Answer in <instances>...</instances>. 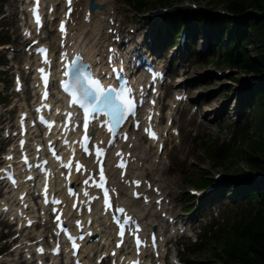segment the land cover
Returning <instances> with one entry per match:
<instances>
[{"label":"trees","instance_id":"obj_1","mask_svg":"<svg viewBox=\"0 0 264 264\" xmlns=\"http://www.w3.org/2000/svg\"><path fill=\"white\" fill-rule=\"evenodd\" d=\"M209 1L215 6L225 7L232 14L249 15V18L246 19L249 32L244 39V45L253 47L257 57L253 59L247 53L240 63V68L247 73L264 75V18L250 14L251 12L264 13V0ZM257 110L261 114V122H264V92L257 99ZM263 125L260 122L257 124L258 128ZM261 144L259 147H253L254 152L252 154L246 155L244 153L243 156L238 154L239 159H243V162L249 164L254 170L264 169V143ZM243 157L246 159L244 160ZM252 203L256 204V208L243 219L244 228L235 231L239 243L234 250L228 252L230 263L264 264V198L257 197Z\"/></svg>","mask_w":264,"mask_h":264},{"label":"rangeland","instance_id":"obj_2","mask_svg":"<svg viewBox=\"0 0 264 264\" xmlns=\"http://www.w3.org/2000/svg\"><path fill=\"white\" fill-rule=\"evenodd\" d=\"M150 1V5L153 4H157L159 3L160 0H149ZM200 2V1H199ZM202 3V2H200ZM203 3H207L210 5V1L209 0H203ZM158 5H156L155 7H157ZM151 7V6H150ZM154 8V7H152ZM151 8H149L148 10H150ZM123 11H125L127 13V11L122 8ZM128 14V18H131L133 16V13H127ZM222 72H224L225 70H222ZM200 75L202 79L200 82L201 84H204L201 87L200 92H202L203 94H208L207 98H209L211 102L209 108L211 110H215L222 104H224L226 102V96L232 93V91L234 90L235 85H237V82L235 83L236 80L231 81L229 80L230 76L229 75H217L214 73L212 68H206V67H202L199 66L198 67V72L195 75ZM223 74V73H222ZM243 76V74L240 72L235 78L236 79H241ZM205 81V82H203ZM209 84H213L212 86H206ZM231 87V88H229ZM234 93V92H233ZM232 93V95H233ZM233 120V119H232ZM195 127L196 130L194 131L195 133H198L200 136H202L203 138H211V139H217V140H221L222 142L224 141H228L232 135L231 129H234L233 125L231 124V126L225 128L224 131H220L218 126L213 124V123H208L206 126L202 127L201 125H199V122H195ZM188 132V131H187ZM193 134V135H194ZM190 141H191V137H187V139L185 140V145L183 150L187 152V155L190 156V159L184 163L181 164V168L179 169V172L181 171V173L183 175H181L179 172L178 174L175 175H170L168 177L169 179V184L170 187H172V190L174 191L175 195H177L179 198H182L183 195V191H185L188 187H185V183L182 182L183 181V176H184V172H187L190 177L192 175L193 171H209L211 170V174L216 175L217 173H223L224 169H227L229 172H238L241 173L242 172V168H244L246 170V167L249 166V164L243 162V159L240 160L239 156L237 155V161L234 159L236 154H241V156H243V153L240 152V150L236 153H234L235 155L233 156V160L230 158L229 161H226L224 163H222V167L220 168H213L212 165L213 163L208 162L207 159L204 158H197L200 157L201 153H198V151L193 150V146H190ZM261 144V141H258V138H254L253 140H251V144H247V145H243V147L241 148L242 151L246 150V155L252 154L254 152V146L259 147ZM252 147V148H251ZM262 147V146H261ZM198 153L197 157H193L194 154ZM244 158V157H243ZM246 159V157L244 158V160ZM212 164V165H211ZM250 167V166H249ZM185 189V190H184ZM233 206V205H232ZM227 208V207H226ZM233 209V208H231ZM206 258V256L204 257ZM214 263V262H213ZM217 264H224L222 261L216 262Z\"/></svg>","mask_w":264,"mask_h":264},{"label":"snow or ice","instance_id":"obj_3","mask_svg":"<svg viewBox=\"0 0 264 264\" xmlns=\"http://www.w3.org/2000/svg\"><path fill=\"white\" fill-rule=\"evenodd\" d=\"M37 8H38V2H37ZM36 19L37 22H40V15L38 10L36 13ZM61 28L63 30V25L61 26ZM116 39H119V37L117 36ZM42 51L46 52L45 49H42ZM74 64L75 61H73L67 66L68 71L65 72V76L71 75ZM45 82H47V77H45ZM64 87L67 89V91L71 93V97L74 100L75 104L79 105L85 112H88L90 109L94 113L95 112H99L102 114L106 113L109 116L116 117L118 123L120 116H118L117 114L127 110L126 108H122L121 103H119V101H121L122 99L121 92H116L115 96L110 95L109 93L115 91V89L111 87L105 88L104 86H102L101 81L99 79L93 78L90 71L85 72L77 67L75 69L74 79L66 81ZM135 102L136 101L132 99L131 95H129L128 100L125 103L128 108H131ZM134 110L135 109H133V111ZM84 127L87 128V125H84ZM151 135L153 137H156V133L154 131L151 132ZM84 139L87 140L88 137L85 136ZM102 151L103 150L101 148L99 147L96 148L97 155H100ZM121 166L122 167L125 166L123 161H121ZM100 175L102 179H106L104 177V173L102 170ZM138 183L139 181H137V184ZM98 186L100 188H104L105 184L101 183ZM119 211L123 213L125 210L123 208H120ZM123 234L124 232L122 226L121 235ZM140 243H141L140 238L137 236L138 246ZM40 251L43 252L44 251L43 248H41ZM133 264H139V262L136 261L133 262Z\"/></svg>","mask_w":264,"mask_h":264}]
</instances>
